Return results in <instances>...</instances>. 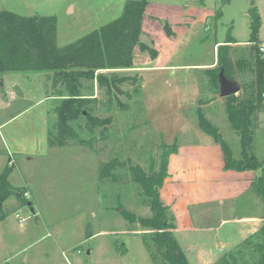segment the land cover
<instances>
[{"label": "rangeland", "instance_id": "374dc122", "mask_svg": "<svg viewBox=\"0 0 264 264\" xmlns=\"http://www.w3.org/2000/svg\"><path fill=\"white\" fill-rule=\"evenodd\" d=\"M128 1L0 0V12L22 17L55 16L57 45L64 48L118 19ZM148 1L142 41L158 51L159 64L167 63L177 42L184 38V45L174 54L170 65L209 63L215 58L216 43L250 41L254 10L261 19L260 38L264 41V0ZM185 9L186 20L181 17ZM244 47L232 51L231 57L230 75L241 88L236 94L240 99L251 96L254 80L253 61L250 63L253 49L240 48ZM153 61L148 53L136 51L135 69L148 67ZM245 61L252 69L246 63L239 64ZM116 74L126 78L119 84L121 91H116L117 99L128 107L124 104L119 107L118 100L111 103L103 89L94 115L103 119L111 116L112 123L94 133L86 128L85 118H80L77 124L81 128L76 125L79 135L93 142L92 151L75 143L68 146L70 149L49 146L50 131L56 133L55 109L61 103L53 88L52 75L5 76V89L0 87V176L8 166L11 186L30 197L23 195L21 200L13 195L4 203L9 215L0 221V264H162L148 231L140 223L141 219L152 218L154 211L141 186L133 181L132 168L140 166L149 173L151 163L158 164L162 144L168 140L166 124H180L178 116L182 118L178 112L181 92L177 87L171 88L185 72L161 71L144 78L136 70ZM209 83L216 97L221 98L220 88L210 77ZM195 84L201 90L206 88L200 81ZM84 88L86 95L99 90L98 83L90 81L84 83ZM197 98L187 99L189 107L202 105ZM226 106L227 99L221 98L202 111L230 144L234 157L241 159L240 136L231 126ZM255 122L256 132L264 130V112ZM252 152L257 154L256 144ZM85 153L88 156L78 161ZM113 160L121 164L114 177L101 179L99 170ZM26 199L32 203L36 215L24 204ZM191 211L196 228H217L230 212L227 209L221 217H214L208 209L204 216L200 215V209ZM16 214L26 222L20 224ZM170 219L176 228L171 208ZM259 230L226 249L210 233H188L176 239L190 264H258ZM95 234L94 238L89 237Z\"/></svg>", "mask_w": 264, "mask_h": 264}, {"label": "trees", "instance_id": "16d2710c", "mask_svg": "<svg viewBox=\"0 0 264 264\" xmlns=\"http://www.w3.org/2000/svg\"><path fill=\"white\" fill-rule=\"evenodd\" d=\"M148 5V0L128 1L118 19L64 48L57 45L55 16L22 17L8 11L0 12V79L7 74L15 73L52 75L54 86L52 87L61 98L60 105L55 109L58 119L53 129L56 133L53 131L49 133L48 144L51 148H64L75 143L92 151L93 142L84 140L76 129L80 118L87 120L86 128L92 133L97 128L112 123L111 116L103 119L94 115L100 100L93 98V95H85L86 81L97 82L101 91L106 89L105 96L112 103L119 99L116 90L121 91L119 84H123L126 78L116 77V72L109 76L102 71L135 69L137 50L148 53L153 60L157 59L158 51L142 41L143 21ZM251 16L253 35L248 42L252 44L253 49L250 62L253 61V69L249 62L239 63L241 66L247 64L246 66L254 71L251 96L245 99H240L236 95L226 98L231 126L240 136L241 159L234 157L231 146L219 129L204 116L201 109L198 110V125L221 147L225 157V170L260 171L259 176L253 180L252 187L264 198V161H259L252 152L257 129L255 121L264 112V53L260 50V16L256 10ZM235 43L237 42L226 41V45L219 46L218 64L216 68L207 71V76L213 80L217 88H220L219 73L222 68L226 77L236 83L230 75L233 68L231 60L233 48L230 44ZM239 74L241 72H238ZM117 102L119 107L124 104H121L120 100ZM124 106L128 107L127 104ZM112 110L113 108L110 111ZM77 126L81 128V124ZM162 149L158 164L152 162L149 173L140 166L132 168L133 181L141 186L154 211L152 218L141 219L140 223L148 231L156 257H160L162 264H190L175 237L170 208L165 205L160 193L164 181L169 177L170 157L177 153L178 145L176 142L173 145L162 144ZM120 165L116 160L105 164L99 170L100 178L114 177V171ZM10 173L11 169L7 166L0 176V221L9 215V212L4 210V203L13 195L20 197L21 200L24 195L9 183ZM24 204L33 207L27 199L24 200ZM258 238H260L258 264H264V223L259 230ZM225 260L228 262L229 256Z\"/></svg>", "mask_w": 264, "mask_h": 264}, {"label": "crops", "instance_id": "0c3cea01", "mask_svg": "<svg viewBox=\"0 0 264 264\" xmlns=\"http://www.w3.org/2000/svg\"><path fill=\"white\" fill-rule=\"evenodd\" d=\"M147 11L148 8L146 10V15ZM181 12L183 14L181 17L186 20L185 17L188 10L185 9ZM188 26L189 28L192 27L191 24H188ZM260 34L259 30L261 47L264 45V41L261 40ZM185 37L187 39L189 38L187 36ZM184 43L185 38L177 42L165 64H159L160 55H158V58L153 61L152 65L142 69L124 71L107 69L102 71V73L108 74L136 70L140 71L144 78L146 74L161 71L185 72L181 81L178 82L177 80L176 84L174 82L173 88H171V90H173L177 87V90L181 92V99L179 102L180 108H178V112H181L182 118L178 116L180 124H166L168 134L165 135L168 136V140L165 144L173 145L176 142L178 151L170 157L169 177L164 181L161 188V198L164 203L165 201L167 202V204H165L171 208L176 216L177 226L174 229L176 238L180 235L186 236L188 233H210V235H213V240L218 242V245H220L222 249H226L235 245L238 241L245 239L251 233H254L255 229L257 230L262 227V222L264 221V198L252 187V182L259 176L260 171L235 172L225 170V157L221 147L215 142L213 137L207 134V137L203 136V134L200 133L199 126L197 127L198 110L201 109L205 112L210 105H214L219 99L221 100L219 96L216 97L209 83L207 71L216 68L218 64V49L222 43L215 44V58L212 62L186 66L178 64L170 65L172 57ZM236 44L232 45L233 52L238 47L239 49H246V47L240 48L243 46L252 48V44L248 41L237 42ZM5 76L3 79L4 83ZM42 77L43 76H41V80L43 81ZM195 81H200L201 84L204 83L206 86L205 90H201L200 86L195 84ZM100 92L101 90L99 88V90H95L93 94L89 95H93V98H98ZM197 92L198 94H196ZM194 97H199L196 100H198L199 103L200 101L202 102L201 106L189 107L191 104H187V99ZM147 108L151 109L150 111H152V113L155 112L152 106H148ZM171 120H173V118ZM1 128L2 126H0V129ZM257 138L259 139L257 140ZM255 144L257 149L256 157L259 161H264L263 128L259 129V131L257 130ZM70 148L71 147H64L60 149ZM85 156L87 157L88 155L85 153L83 157H77L78 161L85 159ZM191 209H200L201 216L206 214V209H208L214 217H221L227 209H229L230 212L229 216L222 219L217 228H196L193 224L194 214H192L193 211H191ZM219 233H221L220 236ZM95 236H97V234L92 235L91 238ZM214 244L216 246V243ZM205 250L204 248V251Z\"/></svg>", "mask_w": 264, "mask_h": 264}, {"label": "water", "instance_id": "95a60500", "mask_svg": "<svg viewBox=\"0 0 264 264\" xmlns=\"http://www.w3.org/2000/svg\"><path fill=\"white\" fill-rule=\"evenodd\" d=\"M219 85H220V97L228 98L230 96L236 95L240 92L241 88L235 82L229 80L225 75V70L222 68L219 73ZM0 87L5 89L4 80L0 79ZM30 206V204L28 205ZM32 212L35 214V210L33 208Z\"/></svg>", "mask_w": 264, "mask_h": 264}, {"label": "built area", "instance_id": "2783aa9c", "mask_svg": "<svg viewBox=\"0 0 264 264\" xmlns=\"http://www.w3.org/2000/svg\"><path fill=\"white\" fill-rule=\"evenodd\" d=\"M260 50H261L262 53H264V45H262L260 47ZM24 195H25L26 198H29L30 197L29 196V193H27V192ZM16 218L19 220L20 224H24L26 222V219L23 218L20 214H16Z\"/></svg>", "mask_w": 264, "mask_h": 264}]
</instances>
